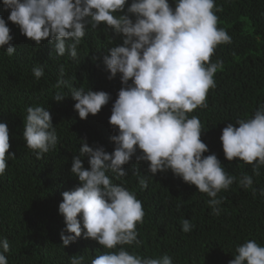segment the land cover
Returning a JSON list of instances; mask_svg holds the SVG:
<instances>
[{
    "label": "clouds",
    "instance_id": "9594fccd",
    "mask_svg": "<svg viewBox=\"0 0 264 264\" xmlns=\"http://www.w3.org/2000/svg\"><path fill=\"white\" fill-rule=\"evenodd\" d=\"M4 9L10 10L8 21L36 44L48 40L55 53L66 52L77 59V46L86 35V25L93 29L102 23L117 34L122 44L109 48L103 63L110 72L109 79L120 74L123 85L115 100L109 123L118 129L111 140L114 151L108 153L103 146L90 147L83 142L79 155L72 159L71 173L79 185L62 193L59 213L66 227L61 231L63 246L77 241L82 235L98 242L108 251L96 256L91 264H172L167 254L141 257L130 253L124 245L139 246L137 222L143 223L145 212L134 192L114 184L107 173L117 178L127 176L123 166L136 155L137 162L147 161L149 172L156 174L171 170L174 175L211 199L209 207L219 215L223 198L221 190H228L237 180L230 175L215 154L204 156L207 145L202 142V125L197 116L188 113L198 107H207L209 89L216 87L214 75L223 69V62H210L220 44L231 43V37L218 28L214 13L215 0H2ZM126 14L115 15L124 12ZM134 16L133 20L130 15ZM6 20L0 16V48L12 56L16 48L11 41ZM35 78L44 75L43 67L33 68ZM63 76V68H61ZM131 81V83H129ZM58 80L56 87L64 85ZM74 109L81 119L98 114L111 99L105 91L71 88ZM57 93L54 100H64ZM23 137L37 158L54 149L58 143L51 114L43 106L27 107ZM229 123L223 128L220 140L225 158H238L252 164L253 173L259 176L264 166V104L249 119ZM10 133L6 123L0 122V175L5 173L9 159ZM87 156L89 168L83 157ZM135 168V166H134ZM139 174V170L134 171ZM147 176L139 179L141 188H147ZM239 185L252 188L253 178L243 174ZM253 189V195L256 194ZM264 197V189L260 190ZM83 224V229L82 225ZM193 225L182 220V230L188 233ZM67 233V234H65ZM10 245L0 238V264H8L5 253ZM71 264H84V257L72 256ZM229 264H264V246L247 240L237 246Z\"/></svg>",
    "mask_w": 264,
    "mask_h": 264
},
{
    "label": "trees",
    "instance_id": "16d2710c",
    "mask_svg": "<svg viewBox=\"0 0 264 264\" xmlns=\"http://www.w3.org/2000/svg\"><path fill=\"white\" fill-rule=\"evenodd\" d=\"M169 3L175 7L174 0ZM128 5L115 15L126 14ZM213 11L218 17L217 27L228 33L231 43L218 45L210 58L211 63L222 61L223 69L214 75L216 87L208 91L207 107H198L187 115L197 116L201 122V140L208 147L203 155L215 154L237 180L218 193L217 198H223V202L220 214L214 215L208 204L211 198L195 185L184 182L171 170L152 174L149 162H137L142 150L138 149L123 166L127 176L117 178L107 173L114 184L134 192L142 202L145 216L143 223L136 225L140 244L123 246L141 257L167 254L172 264H229L237 246L247 240L264 246V197L260 195L264 166L256 176L252 164L238 158L228 161L220 140L224 127L229 123L238 127L237 120L252 118L264 104V0H215ZM9 14L0 0V16L6 20L16 48L12 56L0 48V122L9 128V152L15 154L0 175V238H7L10 245L5 255L8 264H71L75 255H82L84 264H91L92 259L108 250L84 238L83 224L81 237L63 246L60 234L66 225L58 209L62 193L79 185L70 169L82 143L93 148L103 146L108 153L114 151L111 137L118 135V129L109 118L123 85L120 74L109 79L103 57L110 54L109 48L122 44L123 36L103 23L96 29L86 25V35L77 46L74 60L67 52L57 55L47 39L36 44L27 38L18 25L8 21ZM35 67L44 69L39 79L33 74ZM60 79L66 83L56 87ZM73 87L102 90L111 99L98 114L81 119L74 109L76 101L70 96ZM57 93L68 97L57 102L53 99ZM29 106L46 108L56 128L57 146L42 158H37L23 137ZM82 159L84 167L89 168V158ZM136 169L139 174L134 173ZM243 174L252 176V188L239 185ZM142 176H147L146 189L139 184ZM253 189L257 190L255 196ZM183 219L193 225L188 233L182 230Z\"/></svg>",
    "mask_w": 264,
    "mask_h": 264
}]
</instances>
